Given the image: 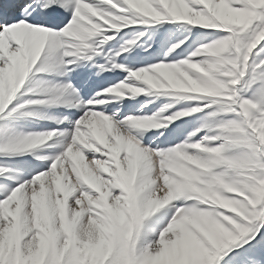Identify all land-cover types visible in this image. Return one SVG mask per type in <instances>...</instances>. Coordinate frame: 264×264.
Listing matches in <instances>:
<instances>
[{"label":"snow or ice","instance_id":"obj_1","mask_svg":"<svg viewBox=\"0 0 264 264\" xmlns=\"http://www.w3.org/2000/svg\"><path fill=\"white\" fill-rule=\"evenodd\" d=\"M0 264H264V0H0Z\"/></svg>","mask_w":264,"mask_h":264},{"label":"rangeland","instance_id":"obj_2","mask_svg":"<svg viewBox=\"0 0 264 264\" xmlns=\"http://www.w3.org/2000/svg\"><path fill=\"white\" fill-rule=\"evenodd\" d=\"M140 99H144V98L141 97ZM168 99H171V98H168ZM166 102H167V99H165V98H160V99L157 100L158 104H163V103H166ZM184 103H188V102H184ZM128 210L129 211H133L132 205H128Z\"/></svg>","mask_w":264,"mask_h":264}]
</instances>
